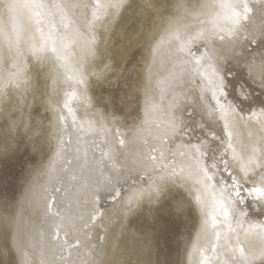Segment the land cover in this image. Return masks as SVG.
Masks as SVG:
<instances>
[{
    "label": "snow or ice",
    "instance_id": "obj_1",
    "mask_svg": "<svg viewBox=\"0 0 264 264\" xmlns=\"http://www.w3.org/2000/svg\"><path fill=\"white\" fill-rule=\"evenodd\" d=\"M16 162L0 264H264V0H0V168Z\"/></svg>",
    "mask_w": 264,
    "mask_h": 264
},
{
    "label": "bare ground",
    "instance_id": "obj_2",
    "mask_svg": "<svg viewBox=\"0 0 264 264\" xmlns=\"http://www.w3.org/2000/svg\"><path fill=\"white\" fill-rule=\"evenodd\" d=\"M184 118L192 125L193 132L192 135L195 136H204L207 129L212 125V122L209 120L206 114L201 112V109L199 107L198 102H196L194 95L189 97L188 102L184 106ZM200 124H203L205 127L204 129H201L199 127ZM243 134H246L245 130H242ZM195 142V141H194ZM211 149L215 148V144H212L210 146ZM211 154V152H210ZM104 204V207H111V201L105 200L102 202ZM190 215L195 218V227L193 229V232L191 234V239L189 242V246L191 247L192 243L195 242L197 232L200 228V215L199 212L196 210H193ZM34 216V223L37 228L41 227H47V222L45 220V217L43 215V209L42 206L40 208H37L35 212L33 213ZM74 243V241H73Z\"/></svg>",
    "mask_w": 264,
    "mask_h": 264
},
{
    "label": "rangeland",
    "instance_id": "obj_3",
    "mask_svg": "<svg viewBox=\"0 0 264 264\" xmlns=\"http://www.w3.org/2000/svg\"><path fill=\"white\" fill-rule=\"evenodd\" d=\"M20 162L10 164L7 168H0V179L8 182L10 186L19 187L21 177ZM195 227V218L190 214L186 218L175 221L174 234L169 238V246L174 252L184 253L185 247L189 246L191 234Z\"/></svg>",
    "mask_w": 264,
    "mask_h": 264
}]
</instances>
